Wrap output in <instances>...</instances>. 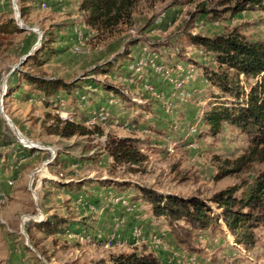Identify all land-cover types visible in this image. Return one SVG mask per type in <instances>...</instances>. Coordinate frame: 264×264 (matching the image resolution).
Here are the masks:
<instances>
[{
    "label": "rangeland",
    "instance_id": "rangeland-1",
    "mask_svg": "<svg viewBox=\"0 0 264 264\" xmlns=\"http://www.w3.org/2000/svg\"><path fill=\"white\" fill-rule=\"evenodd\" d=\"M223 1L138 0L109 35L86 24L81 0H0V264H114L133 252L160 264H264V221L242 237L220 220L223 232L197 231L190 253L137 198L139 186L219 214L214 194L239 197L264 173V161L236 162L247 134L228 123L213 134L204 120L233 100L207 81L223 68L190 37L264 43V2L234 13L243 0ZM27 76L69 89L46 98ZM238 83L247 93L255 80ZM56 118L96 132L49 136ZM110 138L132 139L143 158L115 162ZM50 219L63 222L55 234L34 227Z\"/></svg>",
    "mask_w": 264,
    "mask_h": 264
},
{
    "label": "trees",
    "instance_id": "trees-1",
    "mask_svg": "<svg viewBox=\"0 0 264 264\" xmlns=\"http://www.w3.org/2000/svg\"><path fill=\"white\" fill-rule=\"evenodd\" d=\"M196 0H184V4H193ZM224 0L223 2H229ZM138 0H81L80 10L87 13L86 24L99 33L112 34L120 24L131 22V11ZM264 0H243L233 8V12L241 13L246 9L260 6ZM205 4L200 7L203 14L213 13L206 10ZM194 15V14H192ZM213 16V15H212ZM0 25V30H2ZM6 27V25H5ZM15 32H20L15 25ZM193 44L203 47L213 59L221 72L208 71L205 77L211 85L222 94L231 96L232 102L219 104L204 115L206 124L213 134L219 130L221 124L228 123L240 129L250 138L248 151L236 162L248 165L256 160L264 161V43L248 42L238 34L202 37H190ZM54 42V41H52ZM47 47V46H46ZM49 49V47H48ZM35 60L38 57H34ZM230 72L232 75H230ZM245 80H255L253 86L245 93L239 86V77ZM24 81L43 94L44 97H55L61 90L67 91L69 86L59 80H48L27 76ZM99 131V129H97ZM49 136L71 139L75 136H88L95 130L84 126L54 119L45 128ZM106 154L117 163L136 164L143 157L137 151L132 139L110 138L105 144ZM81 185H83L81 183ZM79 185V186H81ZM94 186V185H91ZM102 187V184L99 185ZM138 200L145 202L151 208L152 214L162 217L174 242L190 253H196L194 241L195 233L201 230H219L223 232L221 222L230 234L245 237L254 224L264 221V173L256 184L241 196H235V187L222 190L213 195L211 202L220 210L219 214L203 201L195 198L181 199L173 195L160 194L152 189L136 186ZM71 190L72 185L65 186ZM248 210L244 213V210ZM253 212V213H251ZM63 224L56 219H50L35 225V228L55 234ZM114 264H160L151 254L129 253L115 258Z\"/></svg>",
    "mask_w": 264,
    "mask_h": 264
}]
</instances>
